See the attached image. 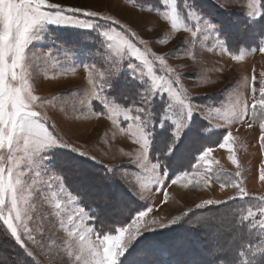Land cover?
<instances>
[{
  "label": "snow or ice",
  "instance_id": "snow-or-ice-1",
  "mask_svg": "<svg viewBox=\"0 0 264 264\" xmlns=\"http://www.w3.org/2000/svg\"><path fill=\"white\" fill-rule=\"evenodd\" d=\"M98 2L94 0L89 5L84 0H0V234L21 249L24 258H31V264H264V239L231 258L213 246L180 260L173 256L171 246L149 239L146 234L185 224L193 231L203 229L210 239H215V234L205 223L193 222L188 212L166 222L145 219L152 211L151 202L141 203L152 185L153 191L163 194L159 208L162 211L168 199L167 188L187 179L191 169L200 171L201 163L206 165L205 184L213 179L220 181L216 174L220 169L214 170L208 160L214 147H219L232 153L228 159L238 169L235 178L229 177L221 187L237 189L229 200L248 203L246 214L239 216L240 225L258 228L264 235V196L252 197L258 201L255 204L245 200L249 193L236 150L230 144L231 131L223 135L222 142L198 148L196 162L189 164V170L182 167L170 171L161 158L170 157L182 140L187 146H196L210 127L205 122L217 117L230 124H246L249 129L257 125L258 140L264 148V73L259 80L255 74L250 80L244 78L243 90L237 89L238 97L243 98L225 112L220 109L223 101L197 103L189 89L200 86L201 71L181 75L168 63L174 52L158 54L128 22L100 11ZM128 2L139 12L160 13L174 32L183 28L193 37L197 33L215 36L219 51L233 60L243 59L246 51L264 54V38L259 40L258 48H241L239 55L231 52L227 41L219 39L229 34L227 27L222 28L212 15L205 14L195 0H183L180 12L176 0H158L159 7ZM233 4L234 0H216V7L225 11ZM238 6L246 8L247 17L240 33H250L257 27L253 22H258L264 34V0H247L246 4L241 0ZM64 29L78 30L86 36L95 33L103 59L93 54L92 62L81 61L88 84L83 92L75 88L59 98L42 99L35 94L38 82L32 83L31 69L36 61L46 63L52 59L51 49L56 43L52 40L43 54L35 44L53 35L59 37L62 32L58 30ZM140 31H147L146 26ZM59 50L66 56L73 51L63 46ZM187 54L198 67L197 53ZM76 67L73 64L67 71L74 72ZM186 78L195 82L185 85ZM74 92L80 94L78 105H71V110L69 106L61 107L60 111L69 120H110L113 137L124 133L139 145L134 153H124L126 161L95 168L101 161L85 151L83 144L70 143L60 122L43 111L45 105L55 109L58 99ZM102 139L98 137L94 144ZM154 140L164 143L166 150L157 152ZM105 143L107 147L101 151L110 155L112 138ZM69 154L81 159H70ZM182 158L181 155L179 159ZM259 173L264 180V166ZM71 176L80 177L81 182L70 183ZM226 203L207 199L196 207ZM0 264L26 261L19 254L0 252Z\"/></svg>",
  "mask_w": 264,
  "mask_h": 264
},
{
  "label": "rangeland",
  "instance_id": "rangeland-1",
  "mask_svg": "<svg viewBox=\"0 0 264 264\" xmlns=\"http://www.w3.org/2000/svg\"><path fill=\"white\" fill-rule=\"evenodd\" d=\"M93 2L94 0H84V3L89 5L93 4ZM135 2L144 4L146 7H159L158 0H135ZM240 2L241 0H234L233 6L225 11L216 7V0H195V4L205 14L212 15L215 22L221 24L222 28L227 27L229 34L221 35L219 39L227 41V47L237 55L240 54L239 50L241 48L245 50L258 48L259 40L264 38L262 36L264 34L260 32L258 22H253L257 24V27L250 33H240L239 29L243 28L244 23L247 21V17L245 16L246 8L238 6ZM243 3L246 4L247 0H243ZM176 5L177 11L180 12L183 7V0H176ZM96 6L100 11L128 22L133 29L149 40V47L158 54L174 52V58L169 59L168 63L173 68H177L181 75L201 71V77L198 81L200 86L189 89L190 95L197 103L214 104L223 101L220 104V109L221 112H225L235 104L238 98H243L238 97L237 89L243 90L242 82L244 78L250 80L251 76L255 74L257 80H259L261 73H264V54H261L258 50L254 53L246 51L243 59L239 61L233 60L229 55L222 54L219 51L215 36H205L202 33H197L196 37H193L191 32H186L183 28L174 32L170 24L162 19L160 13L139 12L128 0H99ZM161 11H167V9H161ZM181 15L183 16L184 13L181 12ZM261 19L264 20V18ZM185 22L190 26L193 24L191 21ZM145 26L147 31L141 32L140 30ZM58 31L62 32L59 37L53 35L35 44L38 52L43 54L51 47L52 40H55L56 43V47L51 49L53 53L52 59L46 63L36 61L31 69L33 72L32 83L36 84L38 82L35 94L42 99L54 96L59 98L61 94L68 93L71 89L75 88H79L83 92L88 88V84L87 74L83 67L80 66L81 61L92 62L94 58L93 54L99 60L103 59L100 57L98 51L100 49L99 40L94 39L95 33L92 36H86L81 35L78 30L74 29ZM231 42L232 44H230ZM61 46L73 49V51L66 56L63 51L59 50ZM210 48L216 50L209 51ZM190 52L197 53V60L200 62L198 67L189 58L187 53ZM73 64L77 66L76 70L74 72L67 71ZM144 79H147V77H144ZM194 82L191 78H186L183 81L185 85H191ZM233 84L236 85L235 88H233ZM225 89L227 90L225 91ZM124 91L127 92V89ZM79 95V93L75 92L71 96L65 95L58 99V106L55 109L51 105H45L43 111L60 122V126L67 133L65 138L70 143L83 144L85 151L96 156L97 160L101 161L98 164L100 167L101 164L118 165L126 161L127 156L124 153L130 151L134 153L139 148V145L133 144L132 140L124 133H119L113 137V126L110 120L104 117L99 119L80 117L77 120H69L60 111L61 107L69 106L70 108L73 104L78 105ZM247 95L249 96V102H251L250 91ZM121 123L123 124L122 118ZM205 123L210 124V127L207 128L205 136L198 141L196 146H187L182 140L177 145V150L170 157L162 156V160L166 165H169L170 171L179 170L182 167H184V170H189V164L196 162V157L199 154L198 148L212 145L206 140L208 137H213L212 141H216L218 137L222 140L223 135L231 131L233 140L230 144L236 150L244 187L249 193V197H246L245 200L250 201L252 204L258 203L257 200L251 199L252 197L264 196V180L259 178V169L261 166H264V148L261 147L258 140V126L254 125L253 128L249 129L246 124H230L229 121L218 117ZM98 137L103 138L101 143L94 144V141ZM109 138H112L111 154L105 155L101 149L107 147L105 141ZM154 149L162 153L166 150V145L154 140ZM181 155L183 158L179 159ZM230 155L232 153L226 149L214 147L208 160L212 162L214 170L220 169L216 174L221 177V180L217 181L213 179L208 184H205L206 176L203 170L206 165L201 163L199 165L200 171L191 169V174L187 179H182L178 184L170 185L167 188L168 199L167 203L163 205L162 211L159 208L164 199L163 194L153 191L152 185H149L146 193L147 199L141 201L144 204L151 202L152 211L145 219H159L166 222L176 215L188 212L193 222H203V219L194 216L195 212H197L196 210L205 208H197V204H202L207 199L228 201L230 204L233 203V206H227L228 209H222L225 212H217V214H213L212 217L207 218V222H211L208 228L212 232H215V228L217 227L218 231L222 234L221 238H209L208 244L209 242H213V246L223 250L227 248L226 244L235 239V233L239 229L241 230V228L247 230L249 233V244L252 242H255V246L259 244L261 239H264V235L261 234L260 230L258 228L249 229L247 226H241L239 222V216L246 214L248 203L241 202L240 200H229V197L233 196L237 192V189L231 186L221 187V183L226 182L229 177L235 178V173L238 170L228 159ZM73 156V154H69L70 159ZM113 156H115V159L112 158ZM217 161L218 164L216 163ZM70 178L72 179L69 180L70 183H78L77 178L80 179V177L75 176H71ZM212 207H217V205H212ZM214 219L216 222H214ZM257 219H259L258 213ZM186 225L188 226V224H185L184 228ZM178 226L173 225L164 229L158 228L157 231L161 232L167 229L170 231L172 228L175 229ZM234 226L236 231L233 229ZM201 231L204 232L203 229ZM202 236L207 237L205 235ZM163 241L165 240L163 239ZM16 248L18 247L16 246ZM19 250L18 254L23 260L26 262L31 261V258H24L22 250ZM203 252L204 248L200 247L199 244L194 245L193 242L189 241L185 244V249H182L179 255L174 257L186 260Z\"/></svg>",
  "mask_w": 264,
  "mask_h": 264
},
{
  "label": "trees",
  "instance_id": "trees-1",
  "mask_svg": "<svg viewBox=\"0 0 264 264\" xmlns=\"http://www.w3.org/2000/svg\"><path fill=\"white\" fill-rule=\"evenodd\" d=\"M235 38H240V37H235ZM230 44H232V42ZM218 139L216 141H212L213 137L210 136L206 140L210 142V144L215 145L218 142H222L221 139L219 140ZM73 158L75 157L73 156ZM75 159H81V158H75ZM94 167L99 169L100 165L96 164L94 165ZM69 180L72 179L69 177ZM77 181L78 183L81 182V178L80 179L77 178ZM231 205L233 206V203L231 204L226 203L222 205L220 204L217 207H212V206L205 207L202 210L198 209L196 210L197 212H195L194 216L196 218L203 219L202 223H205L207 226H210L211 222H207V218L212 217V215L217 214V212H225L222 209L223 208L228 209L227 206H231ZM214 222H216L215 219ZM236 228L238 227L236 226ZM233 229L234 231H236L235 226L233 227ZM213 233L215 234V238H221L222 236V234L218 231L217 227L215 228V232ZM235 234H236L235 239L232 242L226 244L227 248L223 249L224 251L222 252L223 255L227 254L226 257L228 258L235 256L242 249L246 250L249 247V245L251 246L253 245V247H255V242H252L251 244L248 243L249 233L247 232V230L241 228V230L239 229V231L236 232ZM146 235L149 239H156L162 241L166 245L171 246L173 251V256H178L179 252L182 249H185V244L189 241L193 242L194 245L199 244L200 247L204 248V252L205 250L210 249L214 245L213 242H209L208 244L209 237L202 236L205 235V233L202 232L201 229H199V231L198 230L193 231L187 225L185 226V228L184 226L183 227L178 226L175 229L172 228L170 231L167 229L165 231H161V232L157 231L156 233H149ZM163 239L165 241H163ZM19 251L20 250L16 248V246L6 236L0 234V252L8 253V254H12V253L18 254ZM26 264H31V261H27Z\"/></svg>",
  "mask_w": 264,
  "mask_h": 264
}]
</instances>
